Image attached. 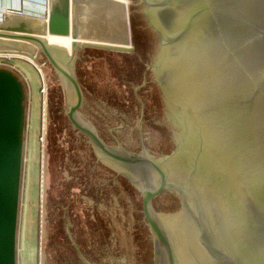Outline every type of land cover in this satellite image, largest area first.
Returning <instances> with one entry per match:
<instances>
[{
  "label": "water",
  "instance_id": "water-1",
  "mask_svg": "<svg viewBox=\"0 0 264 264\" xmlns=\"http://www.w3.org/2000/svg\"><path fill=\"white\" fill-rule=\"evenodd\" d=\"M45 76L40 264H264V0H0ZM23 83L0 67V264Z\"/></svg>",
  "mask_w": 264,
  "mask_h": 264
},
{
  "label": "rangeland",
  "instance_id": "rangeland-1",
  "mask_svg": "<svg viewBox=\"0 0 264 264\" xmlns=\"http://www.w3.org/2000/svg\"><path fill=\"white\" fill-rule=\"evenodd\" d=\"M16 69H10L23 83L24 123L18 202L15 226V264H40L43 132L45 76L32 60L8 54ZM7 55L0 54V59ZM17 62L25 64L37 77V96L27 92V78ZM20 69V70H19ZM43 88V89H41Z\"/></svg>",
  "mask_w": 264,
  "mask_h": 264
},
{
  "label": "crops",
  "instance_id": "crops-1",
  "mask_svg": "<svg viewBox=\"0 0 264 264\" xmlns=\"http://www.w3.org/2000/svg\"><path fill=\"white\" fill-rule=\"evenodd\" d=\"M17 64L20 66L22 73L25 74V77L27 78V92L29 93V96H31L32 93L37 96V77L30 72V69L25 64L20 62H17Z\"/></svg>",
  "mask_w": 264,
  "mask_h": 264
},
{
  "label": "built area",
  "instance_id": "built-area-1",
  "mask_svg": "<svg viewBox=\"0 0 264 264\" xmlns=\"http://www.w3.org/2000/svg\"><path fill=\"white\" fill-rule=\"evenodd\" d=\"M2 55H7V56H4L3 58L0 59V67H4V68L8 67L10 69H16V70H18V68L16 67L15 63H13V62H11L9 60V57L10 56L8 54H2ZM41 89H43V88H41Z\"/></svg>",
  "mask_w": 264,
  "mask_h": 264
}]
</instances>
